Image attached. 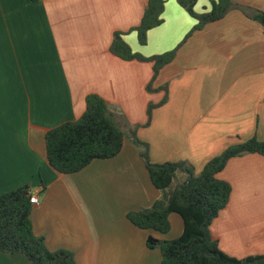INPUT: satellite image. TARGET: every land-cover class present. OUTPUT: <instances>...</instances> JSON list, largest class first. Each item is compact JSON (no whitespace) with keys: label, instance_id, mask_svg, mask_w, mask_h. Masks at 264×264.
Returning a JSON list of instances; mask_svg holds the SVG:
<instances>
[{"label":"crops","instance_id":"obj_1","mask_svg":"<svg viewBox=\"0 0 264 264\" xmlns=\"http://www.w3.org/2000/svg\"><path fill=\"white\" fill-rule=\"evenodd\" d=\"M147 1L0 0V193L30 185L39 200L31 213L35 234L52 251H73L76 264H161V250L149 248L148 237L183 233L176 212L165 233L128 219L162 196L134 132L148 143L152 162L186 161L195 174L232 145L264 140V25L254 17L264 13V0H232L247 12L234 6L194 30L157 74L153 61L113 54L115 34L150 57L178 47L198 20L167 0L162 23L141 44L135 28ZM211 8L212 0L195 5L198 13ZM91 93L116 113L122 150L60 173L48 162L46 132L79 119ZM150 104L157 106L149 120ZM219 177L232 192L212 236L231 256L264 254V156L234 157ZM185 178L180 173L178 180ZM0 264L31 263L0 251Z\"/></svg>","mask_w":264,"mask_h":264},{"label":"trees","instance_id":"obj_2","mask_svg":"<svg viewBox=\"0 0 264 264\" xmlns=\"http://www.w3.org/2000/svg\"><path fill=\"white\" fill-rule=\"evenodd\" d=\"M37 1V0H32ZM167 0H148L143 19L135 28L141 44L147 43L148 31L160 25ZM190 15L198 20L195 27L172 51L143 56L132 50L130 45L116 33L110 50L123 59L150 60L154 62L155 74L171 62L179 47L194 30L209 22L223 18L234 6L247 12V8L236 5L232 0H212L209 11H195L197 0H177ZM254 17L264 25V13L256 11ZM167 89V87H164ZM151 90V85L149 86ZM165 98L160 104L165 103ZM86 111L73 121H66L46 132L47 159L60 173L81 171L94 159L116 156L122 150L125 132L114 119L108 102L100 95L91 93L86 97ZM157 105L150 104L149 120ZM150 122V121H149ZM134 142L140 149L154 186L162 196L151 207L128 213V219L140 228L154 229L165 233L170 229L169 215L172 212L182 216L184 230L181 236L172 240H160L153 236L147 239L149 248H160L161 264H264V254L238 258L224 252L212 236L210 226L227 206L232 186L219 177L229 160L247 153L264 156V140L251 138L225 149L211 159L199 174L186 161L154 163L150 159L148 143L136 137ZM186 178L179 181V174ZM28 184L14 190L0 193V251L24 254L31 264H76L75 253L69 249L50 250L44 238L35 234L31 213L33 204Z\"/></svg>","mask_w":264,"mask_h":264},{"label":"built area","instance_id":"obj_3","mask_svg":"<svg viewBox=\"0 0 264 264\" xmlns=\"http://www.w3.org/2000/svg\"><path fill=\"white\" fill-rule=\"evenodd\" d=\"M30 201L33 205L38 204L39 200H38V195L35 193H32L31 197H30Z\"/></svg>","mask_w":264,"mask_h":264},{"label":"rangeland","instance_id":"obj_4","mask_svg":"<svg viewBox=\"0 0 264 264\" xmlns=\"http://www.w3.org/2000/svg\"><path fill=\"white\" fill-rule=\"evenodd\" d=\"M109 110L111 111V112H113V115L114 116H116V113L112 110V108L109 106ZM116 112H118V110L116 111ZM120 112V111H119Z\"/></svg>","mask_w":264,"mask_h":264}]
</instances>
